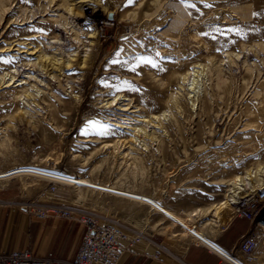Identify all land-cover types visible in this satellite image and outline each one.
<instances>
[{"label":"rangeland","instance_id":"1","mask_svg":"<svg viewBox=\"0 0 264 264\" xmlns=\"http://www.w3.org/2000/svg\"><path fill=\"white\" fill-rule=\"evenodd\" d=\"M189 3L0 0V173L84 180L15 173L137 231L213 241L264 186V0ZM136 56L156 66L133 71Z\"/></svg>","mask_w":264,"mask_h":264},{"label":"crops","instance_id":"2","mask_svg":"<svg viewBox=\"0 0 264 264\" xmlns=\"http://www.w3.org/2000/svg\"><path fill=\"white\" fill-rule=\"evenodd\" d=\"M20 169L0 173V253L27 249L34 255L52 252L55 256L72 259L84 232L80 218L90 215L101 223L118 222L131 234L141 236L139 241L121 253L115 264L225 263L205 244L165 237L160 233L137 231L133 220H125L123 213L115 206L107 208L103 201L69 200L70 196L66 192L63 194L57 189L50 191L51 178L35 174H32L33 177H20L15 174L21 172ZM69 194L73 195L72 192ZM52 204L67 207L71 216L48 215L41 218L32 211L33 208H46ZM225 223H219L223 226L214 235L213 241L202 232H196L202 237L198 239L208 245L216 243L224 249L232 248L248 230L249 224L237 216ZM257 251L259 248L255 249L249 260H245L246 264L264 261V251L261 256L256 255L255 259Z\"/></svg>","mask_w":264,"mask_h":264},{"label":"built area","instance_id":"3","mask_svg":"<svg viewBox=\"0 0 264 264\" xmlns=\"http://www.w3.org/2000/svg\"><path fill=\"white\" fill-rule=\"evenodd\" d=\"M111 25L104 22L103 27ZM50 191L55 187L51 186ZM32 211L41 218L48 215L70 217V210L59 204L46 208H33ZM237 215L249 222L248 230L240 237L237 244L224 249L214 243L206 246L211 248L224 264H234V259L245 263L264 237V186L255 189L252 194L237 208ZM84 226L81 241L72 259L55 256L52 252L34 255L30 250H12L0 253V264H115L121 253L141 239L140 235L132 236L118 222H99L90 215L80 218Z\"/></svg>","mask_w":264,"mask_h":264},{"label":"snow or ice","instance_id":"4","mask_svg":"<svg viewBox=\"0 0 264 264\" xmlns=\"http://www.w3.org/2000/svg\"><path fill=\"white\" fill-rule=\"evenodd\" d=\"M128 3L131 4V3H134V0H128ZM180 3L181 4H184L186 7H191V8H195L196 5L194 3H189V0H180ZM207 6H211V5H207ZM253 15H258L257 13H253ZM215 31H218L220 32L221 29L220 28H216ZM227 31H239L238 29H235V28H230L228 29ZM222 34H227V32H223ZM201 35H209V33L205 32V33H201ZM124 39H127V37H125ZM213 39H215V37H213ZM123 52V49H120L117 53H116V56L119 57L120 54ZM157 56L160 55L159 52L156 53ZM136 60V64L134 65H131V70L135 71V68L138 67L140 64H149V65H152L153 67L156 66L155 62L153 61V59L151 58H148V57H144V56H136L134 58ZM112 63L113 64H119L121 63V61L119 59H113L112 60ZM125 63L127 64V61H125ZM125 84H130V82L128 81H125L124 82ZM117 91H120L122 90L121 87H117L116 88ZM89 125L92 127V128H102L104 127L103 124H100L99 122L97 121H90L89 122Z\"/></svg>","mask_w":264,"mask_h":264},{"label":"bare ground","instance_id":"5","mask_svg":"<svg viewBox=\"0 0 264 264\" xmlns=\"http://www.w3.org/2000/svg\"><path fill=\"white\" fill-rule=\"evenodd\" d=\"M19 171H34V172H38V173H42V174H45V175H48V176H52V177H55V178H59V179H62V180H65L67 182H72V183H78V184H85V185H88V183L84 180H80V179H75V178H67V177H64V176H60V177H57L55 174H51V173H47V172H44V171H41V170H36V169H33V168H21ZM54 175V176H53ZM58 180V179H57ZM92 187L94 188H99V189H103V190H107V191H111V192H115V193H118V194H122V195H126V196H129V197H134V198H137V199H140V200H144V201H147V202H150L152 203L154 206H158L155 202H153L152 200H149L143 196H137L135 194H131V193H128V192H125V191H122V190H118V189H113V188H109V187H105V186H101V185H98V184H90ZM180 224V223H179ZM182 225V224H180ZM182 227H186L185 225H182ZM197 238L198 237H201L199 236L196 231L192 230L191 231ZM199 233V232H198ZM202 238V237H201ZM234 264H242L244 262L241 263V261H238L236 259H234Z\"/></svg>","mask_w":264,"mask_h":264},{"label":"water","instance_id":"6","mask_svg":"<svg viewBox=\"0 0 264 264\" xmlns=\"http://www.w3.org/2000/svg\"><path fill=\"white\" fill-rule=\"evenodd\" d=\"M108 17H109V18H111V17H112L111 13H109V14H108Z\"/></svg>","mask_w":264,"mask_h":264}]
</instances>
